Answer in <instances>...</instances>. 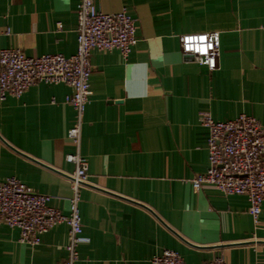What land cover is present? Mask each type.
Listing matches in <instances>:
<instances>
[{
    "label": "crops",
    "instance_id": "obj_1",
    "mask_svg": "<svg viewBox=\"0 0 264 264\" xmlns=\"http://www.w3.org/2000/svg\"><path fill=\"white\" fill-rule=\"evenodd\" d=\"M76 0H0V50L28 57L77 52ZM98 11L126 9L137 21L127 59L93 51L91 102L80 154L89 184L80 190L83 236L76 264H152L174 250L184 264L224 256L229 264H264L260 224L246 196L191 180L209 168L204 114L226 122L245 114L264 124V0H96ZM59 24L62 28H59ZM219 32V68L210 72L182 53L181 36ZM72 88L37 84L0 101V182L16 177L68 216L76 166L66 160L75 121ZM70 228L39 246L0 225V264H65Z\"/></svg>",
    "mask_w": 264,
    "mask_h": 264
},
{
    "label": "built area",
    "instance_id": "obj_2",
    "mask_svg": "<svg viewBox=\"0 0 264 264\" xmlns=\"http://www.w3.org/2000/svg\"><path fill=\"white\" fill-rule=\"evenodd\" d=\"M76 1L78 46L75 55L28 57L19 49L0 50V101L20 98L32 86L41 83L63 84L73 90L65 100L75 112V121L67 137L77 152L66 156V160L76 166L71 177V214L66 216L50 207V196L36 193L16 177L0 182V225L18 230L22 244L39 246L44 234L63 224L69 226L65 264H76L78 247L88 241L83 236L79 203L81 188L89 184V163L81 156L80 146L84 116L92 96L91 54L118 50L127 59L137 43V21L126 9L106 14L98 11L96 0ZM180 40L186 57L194 58L210 72L218 70L219 32L185 34ZM201 123L209 130V168L192 178L194 192L201 191L204 186H213L225 196H246L249 213L255 225H259L264 205V124L245 114L226 122L204 114ZM152 264H184V259L174 250H165L152 258ZM205 264L229 263L224 256H218Z\"/></svg>",
    "mask_w": 264,
    "mask_h": 264
},
{
    "label": "water",
    "instance_id": "obj_3",
    "mask_svg": "<svg viewBox=\"0 0 264 264\" xmlns=\"http://www.w3.org/2000/svg\"><path fill=\"white\" fill-rule=\"evenodd\" d=\"M187 58L194 60V58H192V57H190V56H189V57H187Z\"/></svg>",
    "mask_w": 264,
    "mask_h": 264
}]
</instances>
